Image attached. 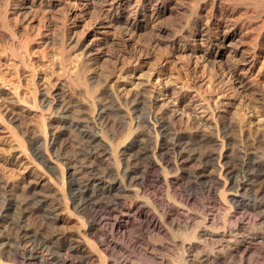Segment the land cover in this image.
I'll return each instance as SVG.
<instances>
[{
  "label": "bare ground",
  "instance_id": "obj_1",
  "mask_svg": "<svg viewBox=\"0 0 264 264\" xmlns=\"http://www.w3.org/2000/svg\"><path fill=\"white\" fill-rule=\"evenodd\" d=\"M166 14L167 16L171 15L173 16L172 18L176 19L175 28L173 29V32H171L170 34L166 33V30L164 29L165 27L163 28L160 26V23L167 17L165 16ZM166 21H169V20H165L163 24ZM87 24H90L91 26L95 28L104 30L102 32V35L100 34L101 37H96L97 44L95 43L91 45L87 43L88 38L90 37L89 32L85 29ZM170 24L171 23H169V25ZM169 28L172 29V26L171 27L169 26ZM145 29H150L151 34L149 33L150 35L146 34L148 36H143L145 34L141 32H143ZM142 38H145L146 41L150 42L151 44L153 43V45L155 44L154 42H156L155 45H157V42L160 40H163V41L169 40L172 42L171 48L169 49L170 50L169 54L173 55L176 52H183V53L189 52V54L193 56L195 60L200 61L201 63H204V64L211 65L210 67L211 69L208 68L210 69L209 72H211L212 66H213L216 71V75H218V77L220 78L221 77L225 78V81L221 79L219 80L218 83L216 79H214L215 82L217 83V86L220 84V88L217 93L219 96L223 97L222 98L223 100L225 99L226 101L225 103L227 104L228 107H231L234 115L238 116L240 114V113L238 114L240 106L244 108L255 109V112L258 113L260 116L264 115V89L262 85L263 80H261L262 79L261 77L259 80L258 79L256 80L250 77V71L257 61L256 56L260 53H264V0H0V78L4 80H6L7 78L15 79L14 80L15 87H21V86L25 87V89L28 92V96H27V101H24V103H22L24 104V106L21 107L22 111L26 114H29L30 111L37 112L39 121H40V126L38 128L39 132L38 131L34 132L30 130L24 131V129L21 127L22 121H20L19 117H17L14 113H6L0 110V132L5 133L7 137H11L14 140L15 144L17 143L16 149H18L19 153L22 152L23 158H25L30 163H32L31 165L34 167V170L36 169V170L47 172V173L45 172L42 173V174H45L44 176L46 178L45 179L46 181H44L40 177V178H37L36 181L33 180V182L35 181V183L33 184L26 185L24 184L23 181H21L20 178H18L19 180H16V181H13V180L12 181H7V180L1 181L0 180V264H88L89 260H95L97 264H107L106 259H105L106 256L102 253L101 248L105 249L110 254L111 257L112 256L114 257V259L112 257L113 264H131L132 262L135 263L134 261L129 262L128 258L126 259V258L121 257L122 249L118 246L117 241L119 239L125 238L127 234L126 230L127 228H129V226L132 223H136L139 229L140 228L152 229V230L157 229V228L161 229L162 221H165V220L167 221V219L170 218V214H173V215L175 214L180 217L183 216L181 215L183 212H184L183 214H186L185 212H187L186 209H188V207L186 209L184 208L185 209L184 211L182 210V206H184L185 204L183 205V190L180 189L184 185L183 176L188 178L189 183L201 185L202 188L204 189L203 191L206 192L205 194L209 196L212 195L213 196V197L211 196L212 198H214L215 195L221 198L227 197L228 200L231 201L232 203H235L236 204L235 206L238 208L240 207L241 209H245V211L247 209L256 211V213H258V215L260 216L259 219H261L264 222V199H263L264 189L260 188V186L257 189L255 188L256 190L253 189L255 184L258 183L257 181L260 180V182L262 183L264 181V161H263L264 159L263 160L258 159L256 155L252 157L245 155L246 157H242L240 158V160L237 159V161H235L229 158L230 154L228 155V152L231 150L228 151V148L226 147L227 145L226 144H225L226 146L224 145L225 143V141L223 140L224 137H221L219 139L218 136L210 137V138L207 137L206 139L207 140L206 143H208L207 146H209L210 144L211 146L214 147L213 149H210V151L208 150L210 146L208 148H205L204 150L207 149L208 153H205L204 155H200V153L203 151L201 149L202 150L201 152L200 150L198 151L200 153L195 154L194 149H192L191 146H193L194 141L196 142V140H198L197 138L198 134L193 133L192 135L190 134V136L183 137V134L182 135L178 134L176 130L172 128L173 124L172 125L170 124L171 121L165 120L166 116L164 118H161L160 115H158L160 118L158 119L154 118V120L152 118L151 120L148 115L150 114V112L147 113L148 110L143 112L140 117L142 123H144L145 126L149 128L148 131L150 133L145 137H143L142 135H133L132 133L133 131L131 130V127L135 126L137 123L136 124L132 123V121L130 122V120H129L130 123L126 122V120H121L120 122H118L117 125L119 127V131L117 133H115L114 131H111L110 129L108 130V128H106L110 124V122L108 121L106 117L107 115L106 109L104 105L98 100V98L97 99L94 98V93L97 92L98 85L89 84L88 80L85 78L83 74L85 71V67H87V64H88L87 62L90 60H92L91 65H94L97 63V61H100V58L102 57V53L101 51H98L99 50L98 48L94 49V47L95 46L97 47L99 43H103V42L110 43L111 41H121L124 43L128 41H134L135 43V40L136 42L139 43L140 39ZM190 42H191V46L189 47ZM55 44L58 45L57 49H59V52L62 54L63 57L66 55H70L71 53H76V55H78L79 59L76 64L78 66V69L76 70V74H74L75 77L73 76L74 77L73 81L76 83L75 86L76 85L80 86L82 88L81 90L83 91V93L86 95V97H88V100L86 99L87 101H85L84 105L82 104L83 103L82 100L80 101L81 102L80 107L82 109L87 108L88 111L91 113V116L88 117V119L92 117L96 120H99L100 122V127L97 128L96 130H92L90 126H89L90 129H89L87 127V124L82 123L84 122V120L86 121V119L80 121V119L77 120L72 117L69 118L68 115L70 114H67L68 112L67 110L69 106L73 105V101L70 98L71 96H68L67 95L68 92L66 93V90H65V88L69 89L70 87L68 85V82H69L68 76H67L68 78L66 76L61 77L60 79H58L57 84L56 83L50 84L48 88L44 90H39L38 86L36 85L37 73L34 70L32 63H30V56H31V53L33 52L32 50L34 48L45 49L49 45H54L53 47H55L56 46ZM136 44L137 43H135L134 45ZM139 45H144V43L143 44L139 43ZM136 46L138 47V45ZM166 46L163 49L166 50L167 52L168 46L167 48ZM133 47L135 48V46ZM242 48H244V50ZM92 51H95L93 52L94 55L92 56V58H89V53H91ZM117 51H118V48H117ZM248 51H251L249 53H252V56L250 54L251 56L250 59H248V57L245 56V54H247ZM227 54L229 55L228 58L226 57ZM134 55L135 54H133V56ZM166 55L168 54H165V56ZM186 58L188 59V56ZM184 63L185 65H188V63L186 64V61ZM111 66L113 68L112 69L110 68L111 70H108L110 74L114 75V73H117L120 75L125 72L124 68L120 69L117 65H113V64ZM259 67H260L259 68L260 71L264 69V62L262 66H259ZM184 68H187V67H184ZM201 68L203 69L205 68V66L203 65V67ZM98 69L96 70L100 72V69L99 70ZM202 69H200V72ZM195 70L196 69H194V71ZM194 71H192L191 74ZM185 72H186V69H185ZM203 72H204V69H203ZM212 73H209V74L212 75ZM199 75L198 76L196 75V76L199 77ZM109 77H112V76H109ZM191 79H192V76H191ZM196 79L197 78H195V81ZM69 80L71 79L69 78ZM100 80L101 78L99 79L98 82H100ZM106 80H107V76L105 78V81ZM208 81L211 82L209 78H208ZM69 84L71 83L69 82ZM186 84L188 85L187 82ZM191 84H194V83L192 82ZM215 85L213 86L215 87ZM73 86L74 84L72 83L71 87ZM75 86L73 89H75ZM111 87L108 89H113ZM186 87L188 88L189 86H186ZM224 88L231 91L230 96L227 95L228 91L226 92L227 94H225ZM82 91H79L78 94ZM110 91L111 92L108 91V93H113L112 90ZM143 91H140V94L138 93V95H141V92ZM180 91L181 90L177 92H180ZM73 92L74 94L76 93L74 90ZM165 92H168L167 88L165 89ZM199 92L196 94H199ZM98 93H100V91ZM145 93L146 92H144V94L142 93V95H145ZM213 94L215 93L213 92ZM208 95H210V93ZM79 96H81V94ZM151 96L153 97V95ZM133 97H135L136 99V95ZM16 98L18 101H20L18 97ZM145 98H147V96ZM199 98H200V95H199ZM241 98H244L247 103H244V101H242ZM107 100H108V97L106 98V101ZM144 100L145 99H143V101ZM189 101L187 103L190 104ZM110 103H113V102H110ZM219 103H222V101L218 100V104ZM186 104H184L185 107H186ZM222 104L218 106H221ZM131 106H133L132 103H131ZM212 106H213V110L216 109L217 103L214 102ZM141 107L140 109L144 108V107L143 108ZM161 107L162 106H159L160 109H158V112L161 110ZM193 108L194 107L192 106V109ZM205 108H207L206 110H209L208 107H205ZM125 109L127 110V108ZM133 109L136 110V108H133ZM211 111L212 110L210 107L209 112ZM228 111H231V110H228ZM154 112H157L156 110L155 111L153 110V114L158 113V112L157 113H154ZM172 113H175V112H172ZM75 114H76V111H75ZM171 115H168L167 117ZM214 115L211 114V116H214ZM70 116H72V114ZM158 116H156V118ZM237 116L236 117L234 116V117L235 118L242 117V116L241 117L240 116L237 117ZM244 117L245 116H243V118ZM195 118H192V119L194 120ZM223 119L221 120L222 121L221 124H223ZM150 120L154 122H151ZM237 121L241 122L242 120L237 119ZM194 122L196 121L194 120ZM211 123L214 124V121ZM233 123L234 122H232L230 125H233ZM203 124L201 126H203ZM90 125H93V124H90ZM186 126H185L186 129H188L189 125H186ZM132 128L134 129V127ZM28 129H31V128L29 127ZM70 129L71 131L72 129H76L80 132L79 136L82 138L85 144L86 153L89 155V158H92L93 160L99 162V160L101 159L104 160V157H108V158H112L113 163H116L117 165H119L120 163L119 162H118L119 164L117 163V160H118L117 157L123 156L124 158H127L126 162L124 161V163L122 165L120 164L118 167L116 164H114L116 168L114 169L110 168V169H106L103 171H99L101 167H97L99 168L97 169L93 167V165L92 166L90 165V167L88 166V169L85 172L86 174L84 173L86 176L84 175V177L76 179L75 177H70L71 173H68V176H66L68 181L65 182L64 172L60 168V165L58 163L59 161L58 149L63 148L61 147V143H63L62 139L66 135L67 131H69ZM141 130H142V127H141ZM78 131L76 132L77 134H78ZM185 132H188V131H185ZM241 132L242 131L240 129V133ZM234 133L236 134V132ZM224 134L226 135V133ZM67 136L65 137L67 138ZM210 136L212 135L210 134ZM237 138H238V135H237ZM245 139H243V141ZM80 142L78 141L77 143H80ZM82 143L81 145L83 146ZM245 144L243 145V148ZM229 145L230 144H228V146ZM237 145L236 146L232 145V146L237 148ZM240 145L242 146V143ZM75 146H77V144ZM70 147H73V146L71 145ZM194 147L197 148V146H194ZM198 147H200L199 144H198ZM259 148H257V150H262ZM246 150H248V148ZM204 152L205 151H203V153ZM256 152H262V151H256ZM70 157L71 156H69V160H70ZM72 157L71 159H73ZM90 162H92V160H90ZM79 164H77V166ZM191 164L195 166H192V168L190 169L189 167ZM103 165L105 166V164ZM79 170L81 171V169ZM239 173H242L240 180L237 179ZM35 175L37 176V173ZM0 179L2 178L0 177ZM28 182L29 181H27V183ZM164 189L166 191L167 190L173 191L174 193V194L172 193L173 196H175L179 200L178 201V203L180 204V205L178 204L179 207L178 206L177 207L168 206V204L166 205L165 201H164L165 204L163 203V198H161V195L164 197L163 195ZM215 191H216V194H215ZM13 194H16V195L14 196ZM248 194H251V198L247 196ZM170 196H167L168 199L170 198ZM190 196H193V195H190ZM187 197H189V195H187ZM219 197L218 199H221ZM168 199L166 201H172L173 198L172 199L170 198L171 200H168ZM215 200H217V197ZM221 200L224 202L223 199ZM172 202H176V201L173 200ZM218 202H220V200ZM224 203L222 205H224ZM231 204H230V207H231ZM152 207L154 208L157 207L155 208L156 211H154ZM202 207H204V205ZM157 209H158L159 214L157 212ZM180 209L183 211V212L180 211L182 213L179 212ZM217 209L218 208H216L215 210L216 212H217ZM223 209L225 210L226 208L223 207ZM59 211H64L68 216L73 217L76 220L77 228L75 232L72 231L74 232V234H71L69 232L70 234H64L62 236L61 235L58 236L57 232L55 233L56 230L54 231L51 230L50 228L51 223L49 222V220L51 219L55 221L58 216L57 212ZM212 213L210 212L209 214H212ZM200 214H204V212ZM206 215H208V213ZM240 215L241 214H238V217ZM37 217H38L37 220H40V223L36 222L38 224H36L35 226L31 224L30 221H32L33 218H37ZM203 217L204 215L202 216V218ZM241 218H244V216ZM177 219H180V218H177ZM181 220L183 221V218ZM248 220L250 219H247V221ZM188 221H189V218H188ZM230 221L232 222L233 220H230ZM205 222H206V219H205ZM231 222H230V225H231ZM215 223H214V226H215ZM223 223H224V220H223ZM225 223L226 225L229 224L227 222ZM134 226L135 225L133 224V227ZM233 226L235 225L232 224V227ZM250 226L253 227L254 225L253 226L250 225ZM197 227H198V222H197ZM130 230H135V229L132 228ZM261 230H262V227H261ZM139 231L140 230H138L137 232ZM246 232H249V230L248 231L246 230ZM61 233H64V232H61ZM131 233L134 234V231H132ZM148 233L155 235V233H150V232ZM242 234L243 236H245L244 233ZM60 236L61 238H64L63 241L59 239ZM141 236L140 238H142L143 240V237ZM251 236L252 237L248 236L249 238L247 240H244V238L238 239L239 241L237 243H233V246L234 244L235 246L234 247L230 246L232 248L229 247V249L227 248L221 249V250L218 249V251L210 250L204 253L200 252L201 254H198L197 252L193 253L191 251H187L188 253L187 252L185 253L187 255H184L183 253L185 250L182 252H178L177 254H175L177 259H175L174 262H176L175 264H228L229 263L227 260L228 258L229 259L231 258V260L233 258L234 259L237 258L238 262L237 261L236 262L238 264H248V262H251V260L249 261L248 259L247 260L248 262H245L246 254L248 252H252L255 250L252 247L254 246L256 241L258 242V240H260L259 243H261V241L263 242L264 240V236L263 237L258 236L257 233L255 236L254 235H251ZM203 237H205L203 238V240L207 239L206 236L203 235ZM231 237L233 238L231 239L234 240V237L233 236ZM147 239L150 240L151 238L149 237ZM133 240H136V239H133ZM224 240L222 239V242ZM228 240H230V238H228ZM145 241L143 242V244L145 243ZM121 242H124V241H121ZM125 242H127V240ZM229 242L227 241V243ZM127 243L129 244V242ZM127 243L126 244L124 243V244L127 246ZM259 243H258V246H259ZM120 244L121 243H119V245ZM143 244H140V245H143ZM222 244L220 245L222 246ZM132 246L134 247V245ZM139 250H137V252H139ZM128 251H130V249H128ZM259 251L260 249L257 252ZM117 253H119L121 256H119ZM262 253H264V251H262ZM138 254H141V253H138ZM257 254L259 256V253ZM141 255H144V254H141ZM147 256H146V259H147ZM126 257H127V254H126ZM130 257H129V260H130ZM252 257L253 256H250L251 259ZM254 258H255V255H254ZM255 259H252L253 260L252 264L256 262L257 259L256 260ZM261 260H260L261 262L260 261L259 262L261 264H264V258H261ZM146 261H149V260L147 259ZM233 261H231V263ZM156 264H158V262H156Z\"/></svg>",
  "mask_w": 264,
  "mask_h": 264
},
{
  "label": "rangeland",
  "instance_id": "obj_2",
  "mask_svg": "<svg viewBox=\"0 0 264 264\" xmlns=\"http://www.w3.org/2000/svg\"><path fill=\"white\" fill-rule=\"evenodd\" d=\"M167 16V14L165 15ZM171 17V18H170ZM173 16H167L161 23H160V26L161 27H165L164 29L166 30V33L167 34H170L171 32H173V29L175 28V23H176V19L175 18H172ZM171 20H170V19ZM165 20H169V21H166V25L165 23L163 24V22ZM175 20V21H174ZM171 21V22H170ZM171 23L169 25V23ZM168 23V24H167ZM174 23V24H172ZM169 26L171 27L172 26V29L169 28ZM168 27V29H167ZM85 29L89 32V35L90 37L88 38V41L87 43L89 44H97V40H96V37H101L102 35V32L104 31L103 29H98V28H95L93 26H91L90 24H87ZM170 29V30H169ZM168 31V32H167ZM151 31L150 29H145L143 32V36H148L146 34H149ZM101 34V35H100ZM151 34V33H150ZM149 34V35H150ZM94 39V40H93ZM143 42H142V41ZM145 38H142L140 39V44H143L144 45H139L138 42H136L135 40V43H137L136 45H138V47L136 45H134V41H128V42H121V41H111L110 43L109 42H106V43H99L97 45V47L95 46L94 49L98 48L99 50L98 51H101L102 53V57L100 58V61H97L96 64L94 65H91L92 63V60L88 61L87 63V67H85V71H84V76L85 78L88 80L89 84H92V85H98L97 88V92L94 93V98L97 99L104 105L105 109H106V117L108 119V121L110 122L109 126L106 127L108 128V130L110 129L111 131H114L115 133H117L119 131V127H118V122H120L121 120H126V122H130L132 121V123H137L135 126H132L134 127V129L131 127V130L133 131V135H142L143 137L147 136L150 132L148 131L149 128H147V126H145L144 123H142L141 121V114L145 111H147V113L150 112L149 117L150 119L154 120L155 119H158V118H165V120H169L171 121L170 124L172 126L173 129L176 130V132L178 134H183V137L184 136H190V134L192 135L193 133L194 134H198L197 135V138L199 140H196V142L194 141L193 142V146H191L192 149H194V152L195 154L197 153H200L202 150L205 151L203 153V151L200 153V155H204L205 153H208V150L210 151V149H213L214 147L211 146L207 142V137L210 138V137H215V136H218V138L220 139L221 137H224L223 140L225 141L224 145L228 148V155H229V158L237 161L240 160V158L242 157H246V156H255L258 158V159H264V115L260 116L258 113L255 112V109H251V108H244L242 106L239 107V112H238V116H242L241 118H239L237 115H234L233 114V110L231 109V107H228L227 104L225 103V99L223 100L221 96L218 95V91H219V88H220V84L217 86V83L219 82V80H224L225 81V78L223 77H218V75H216V71L214 69V67L212 66V70L211 72H209V70L211 69V65H208V64H204V63H201L200 61H197L193 58V56H191L189 54V52H176L174 53L173 55L169 54L170 52V48H171V45H172V42L169 41V40H160L157 42V45L156 42H154L155 44L153 45V43L151 44L150 42L146 41ZM168 41V42H167ZM117 45H116V43ZM124 43V44H122ZM133 43V44H132ZM169 43V44H168ZM107 46H106V45ZM132 44V45H131ZM148 44V45H147ZM183 44V43H181ZM56 46L53 47L54 45H49L47 48L45 49H41V48H34L31 53V56H30V63H32L33 67H34V70L36 71L37 73V77H36V85L38 86L39 90H44L46 88H48V86L50 84H57L58 82V79H60L61 77L63 76H68L71 80H69L68 78V81L71 83L69 84L68 82V86L69 89L65 88L66 90V93L68 92V96H71L70 98L72 99L73 101V105L69 106L68 107V112L67 114H72V116L68 115L69 118L72 117V118H75L77 120L80 119L81 120H84L86 119V121L84 120V124H87V127L92 129V130H96L97 128L100 127V122L99 120H96L94 118H89L91 116V113L88 111V109L86 108H81L80 105H81V100H82V104L84 105L85 104V101L88 100V97H86V95L83 93V91L81 90L82 88L78 85L75 86V82L73 81L74 80V77L76 74V70L78 69V66L76 65L77 64V61H78V55H76V53H71L70 55H66V56H62V54L59 52V49H57V44H55ZM112 45V46H111ZM128 45V46H127ZM148 50H147V48ZM168 48H167V46ZM174 45V44H173ZM131 46V47H130ZM135 46V48L133 47ZM142 48H140V47ZM152 46V47H150ZM167 48V52L166 50H164L163 48ZM191 46V42L189 44V47ZM100 47V48H99ZM111 47V48H110ZM114 48V49H113ZM116 48V49H115ZM117 48H118V51H117ZM140 48V49H139ZM144 48V49H143ZM101 49V50H100ZM124 49V51H123ZM133 49V50H132ZM136 49V50H135ZM146 49V50H145ZM152 49V50H150ZM244 50V48H242ZM131 50V51H130ZM96 51V50H95ZM95 51H92L91 53H89V58H92V56L94 55L93 52ZM116 51V52H115ZM120 51V52H119ZM126 51V52H125ZM152 51V52H151ZM161 51V52H160ZM165 51V52H164ZM251 51H248L247 54H245L246 57H248V59L251 58L252 56V53H249ZM115 53V54H114ZM127 53V55H126ZM178 53V54H177ZM133 54H135L133 56ZM139 54V55H138ZM142 54V55H141ZM165 54H168L165 56ZM251 54V56H250ZM145 55V56H143ZM147 55V56H146ZM164 55V57H163ZM179 55V56H178ZM182 55V56H181ZM188 56V59L185 57ZM128 56V57H127ZM174 56V57H173ZM176 56V57H175ZM184 56V57H183ZM228 54L226 55V57L228 58ZM250 56V57H249ZM259 56V57H258ZM124 57V58H122ZM135 57V59H134ZM138 57V58H137ZM182 60H181V58ZM192 57V58H191ZM64 58V59H63ZM121 58V59H120ZM127 58V59H126ZM186 61V64L188 63V65H185V61ZM257 58V61L256 63L254 64V66L252 67L251 71H250V77L251 78H254V79H260V77L262 78L261 80H263V89H264V69H262L260 71V67L259 66H262L263 62H264V53H260L256 56ZM129 59V60H128ZM194 59V60H193ZM114 60V61H113ZM126 60V62H125ZM259 60V61H258ZM261 61V62H260ZM119 62V63H118ZM201 64H200V63ZM113 65H117L120 69L124 68L125 69V72L122 73V74H117V73H114L113 74H110V72L108 70H111L113 67L111 66L112 64ZM118 63V64H117ZM195 63V64H194ZM260 63V65H259ZM136 64V65H135ZM172 64V65H171ZM205 66L204 69V72H203V69L201 67H203V65ZM90 65V66H89ZM195 67H194V66ZM198 65V66H197ZM89 66V67H88ZM128 66V67H127ZM193 66V67H192ZM96 67V68H94ZM137 67V68H136ZM165 67V69H164ZM184 67H187V68H184ZM191 69H190V68ZM207 67V68H206ZM258 67V68H257ZM100 69V72H98L96 69ZM108 68V69H107ZM111 68V69H110ZM135 68V69H134ZM196 69L194 71V69ZM210 68V69H208ZM98 69V70H99ZM185 69H186V72H185ZM200 69L201 72H200ZM208 69V70H207ZM165 70V71H164ZM188 71V72H187ZM194 71L192 74L191 72ZM214 75H213V73ZM259 71V72H258ZM98 72V73H97ZM200 72V73H199ZM204 74H203V73ZM212 73L209 74V73ZM257 72V73H256ZM261 72V74H260ZM105 73V74H104ZM197 73V74H195ZM202 73V74H201ZM209 75H208V74ZM255 73V74H254ZM259 73V74H258ZM103 74V75H102ZM107 74V75H106ZM109 74V75H108ZM190 74V75H189ZM200 74V75H199ZM99 75V76H98ZM195 75V77H194ZM199 75V77L197 76ZM255 75V76H254ZM257 75V76H256ZM74 76V77H73ZM98 76V77H97ZM107 76V80L105 81V78ZM109 76H112V77H109ZM190 76V77H189ZM191 76H192V79H191ZM202 76V77H201ZM211 76V77H210ZM216 76V77H215ZM72 77V78H71ZM110 79H109V78ZM118 77V78H116ZM189 77V79H188ZM218 77V78H217ZM101 78L100 82L99 79ZM195 78L196 81H195ZM208 78L211 80L208 81ZM212 78V79H211ZM189 81H188V80ZM199 79V80H198ZM217 81V83L215 82V80ZM218 79V80H217ZM15 79H11V78H7L6 80L4 79H1L0 78V110L2 112H6V113H14L17 117H19L20 121H22L21 123V127L24 129V131L26 130H30V131H38L39 132V126H40V121H39V117H38V113L37 112H34V111H30L29 114H26L22 111V108L24 106V101H27V96H28V92L27 90L25 89V87H15L14 86V81ZM110 80V81H109ZM198 80V81H197ZM214 80V82H213ZM191 81V82H190ZM186 82L188 83V85L186 84ZM196 83L195 85L194 84H191V83ZM203 82V83H202ZM210 82V83H209ZM72 83L74 84L75 86V89L74 86H72ZM184 83V84H183ZM104 84V85H103ZM198 84V86H197ZM202 86H201V85ZM216 84V85H215ZM103 85V86H102ZM182 85V86H181ZM185 85V86H184ZM200 85V86H199ZM215 85V87L213 86ZM100 86V87H99ZM107 88H106V87ZM112 86V87H111ZM186 86H189L188 88ZM192 86V87H191ZM194 86V87H193ZM217 86V87H216ZM113 88V89H108V88ZM200 87V88H198ZM210 87V88H209ZM214 87V88H213ZM77 88V89H76ZM79 88V89H78ZM101 88V89H100ZM107 90H106V89ZM167 88L168 92H165V89ZM172 88V89H171ZM71 89V90H70ZM105 89V90H104ZM184 89V90H182ZM198 89V90H197ZM211 89V91H210ZM225 89V94H227L226 92L228 91V96L231 95V91H229L228 89L224 88ZM70 90V91H68ZM73 90L76 92L74 94ZM103 90V91H101ZM110 90H112L113 93H108L111 92ZM145 90V91H143ZM172 90V91H171ZM181 90L180 92H177ZM186 90V91H185ZM210 92H208V91ZM79 91H82L78 94ZM100 91V93H98ZM138 91V92H137ZM140 91H143L141 92V95H138V93L140 94ZM185 91V92H184ZM200 91V92H199ZM215 94H213V92ZM104 92V93H102ZM107 92V93H105ZM147 96V98H145L146 96L145 95H142V93ZM150 92V93H149ZM199 94H196L198 93ZM212 92V93H211ZM83 93V94H82ZM149 93V94H148ZM152 93V94H151ZM181 93V94H180ZM184 95H183V94ZM210 93V95H208ZM70 94V95H69ZM74 94V96H73ZM81 94V96H79ZM113 94V95H112ZM116 94V95H115ZM134 94V95H133ZM153 95V97L151 95ZM179 96H178V95ZM205 94V95H204ZM207 94V95H206ZM84 95V96H83ZM107 95V96H106ZM109 95V96H108ZM112 95V96H111ZM136 95V99L135 96ZM199 95H200V98H199ZM204 95V96H203ZM79 96V97H77ZM103 96V97H102ZM141 96V97H139ZM144 98H143V97ZM150 96V97H148ZM177 96V98H176ZM203 96V97H201ZM206 96V97H205ZM18 97L20 99V101L17 100ZM74 97V98H72ZM83 97V99H82ZM85 97V98H84ZM101 97V98H100ZM108 97V102L106 101V98ZM131 97V98H130ZM133 97V98H132ZM211 97V99H210ZM217 97V98H215ZM81 98V99H80ZM116 98V99H115ZM138 98V100H137ZM156 100H154V99ZM206 98V99H205ZM80 99V100H79ZM87 99V100H86ZM94 99V100H95ZM101 99V100H100ZM104 99V100H103ZM112 99V100H111ZM130 99V100H129ZM134 99V100H133ZM143 99H145L143 101ZM147 99V100H146ZM171 99V100H170ZM202 99V100H201ZM209 99V100H207ZM242 101H244V103H247L245 101L244 98H241ZM79 100V101H77ZM111 100V101H110ZM129 100V101H128ZM154 100V101H153ZM190 100V101H189ZM207 100V101H206ZM212 100V101H211ZM215 100V101H214ZM218 100L222 101V103H219L218 104ZM77 101V102H76ZM103 101V102H102ZM113 102V103H110V102ZM133 106H131V103ZM133 101V102H132ZM137 101V102H135ZM142 101V102H141ZM166 101V102H165ZM186 101V102H184ZM190 102L187 103V102ZM206 101V102H204ZM127 102V103H126ZM152 102V103H151ZM216 102L217 103V108L213 110V103ZM107 103V104H105ZM142 105H141V104ZM146 103H150L149 105L146 104ZM156 103V104H155ZM187 103V104H186ZM208 103V104H206ZM211 103V104H210ZM225 103V104H224ZM140 104V105H138ZM146 104V105H145ZM154 104V105H152ZM186 104V107L185 105ZM200 106H199V105ZM206 104V105H205ZM222 104L221 106H218ZM107 105V106H106ZM136 107H135V106ZM158 105V106H157ZM168 105V106H167ZM226 105V106H225ZM109 106V107H108ZM113 106V107H112ZM143 106L145 108L144 109ZM148 106V107H147ZM157 106L156 108L153 107ZM159 106H162L161 107V110L158 112V109ZM184 106V107H183ZM192 106L195 108L192 109ZM199 106V107H198ZM211 107V112L210 111V107ZM143 108V109H140ZM151 107V108H149ZM205 107H208L209 110H206L207 108ZM220 107V108H219ZM226 107V108H225ZM115 108V109H114ZM127 108V110L125 109ZM133 108H136L137 112L135 109ZM153 108V109H152ZM165 108V109H163ZM191 108V110H190ZM70 109V110H69ZM72 109V111H71ZM76 111V114H75V111ZM81 109V110H80ZM109 109V110H108ZM150 109V110H149ZM199 109V110H198ZM219 109V110H218ZM244 109V110H243ZM130 110V111H129ZM135 110V111H134ZM153 110L157 111V112H154V113H157V114H153ZM183 110V111H182ZM228 110H231V111H228ZM241 110V111H240ZM74 111V112H73ZM115 111V112H114ZM125 111V112H124ZM129 111V112H127ZM163 111V112H162ZM169 111V112H167ZM214 111V112H213ZM219 111V112H218ZM247 111V112H246ZM73 112V113H71ZM132 112V113H131ZM140 112V113H139ZM162 112V113H161ZM172 112H175V113H172ZM182 112V113H181ZM185 112V113H183ZM194 114H193V113ZM79 113V114H78ZM113 113V114H111ZM137 113V114H136ZM160 113V114H159ZM170 113V114H169ZM172 113V115H171ZM208 113V115H207ZM218 113V114H217ZM220 113V114H219ZM243 113V114H241ZM254 113V114H253ZM130 114V115H129ZM165 114V115H164ZM171 115L169 117H167L168 115ZM177 116H176V115ZM180 114V115H179ZM214 115V116H211ZM237 116L238 118H235ZM89 115V116H87ZM114 115V116H113ZM128 115V116H127ZM160 115V117L158 116ZM179 115V116H178ZM189 115V116H188ZM194 115V116H193ZM218 115V117H217ZM75 116V117H74ZM80 116V117H79ZM110 116V117H109ZM122 116V117H121ZM130 116V117H129ZM152 116V117H151ZM156 116H158L156 118ZM243 116H245L243 118ZM114 117V118H113ZM182 117V118H181ZM189 117V118H188ZM196 117V118H195ZM211 117V118H210ZM213 117V118H212ZM216 120H215V118ZM220 117V118H219ZM224 117V119H223ZM231 117V118H230ZM83 118V119H82ZM132 118V119H131ZM171 118V119H170ZM192 118H195L194 120L196 122H194V120ZM91 119V120H90ZM117 119V120H116ZM139 119V120H138ZM210 119V120H209ZM223 119V124L222 123V120ZM227 119V120H226ZM229 119V120H228ZM237 119L239 120H242L241 122L240 121H237ZM256 119V121H255ZM88 120V121H87ZM128 120V121H127ZM150 120V121H151ZM198 120V122H197ZM218 120V122H217ZM39 121V122H38ZM135 121V122H133ZM173 121V123H172ZM176 121V122H175ZM206 121V122H205ZM214 121V124L211 123V122ZM216 121V123H215ZM237 122V123H233V125H230L232 122ZM258 121V122H257ZM88 122V123H87ZM91 122V123H90ZM129 122V123H130ZM151 122H154V121H151ZM230 122V123H229ZM260 122V123H259ZM141 125H140V124ZM195 123V124H194ZM199 123V124H198ZM203 123V126H201ZM239 123V125H238ZM260 125H259V124ZM17 124V123H16ZM90 124H93V125H90ZM192 124V125H191ZM197 124V126H196ZM229 124V126H228ZM263 124V125H262ZM14 125V124H13ZM116 125V126H115ZM144 125V126H143ZM186 125H189L188 129H186L185 126ZM210 125V126H209ZM217 125V126H216ZM223 125V126H222ZM243 127H241V126ZM38 126V127H36ZM93 126V127H92ZM192 130H191V128ZM201 126V127H199ZM206 126V127H205ZM212 126V127H211ZM227 129H226V127ZM233 126V127H232ZM238 126V127H236ZM31 128V129H28V128ZM141 127H142V130H141ZM176 127V128H175ZM220 127V128H219ZM241 129V133H240V129ZM35 128V129H34ZM89 128V129H90ZM139 128V129H137ZM145 128V130H144ZM178 128V130H177ZM180 128V129H179ZM197 128V129H196ZM215 128V129H214ZM231 128V129H229ZM234 128V129H233ZM38 129V130H37ZM186 129V130H185ZM200 131H199V130ZM208 129V130H207ZM212 129V130H211ZM220 131L218 132L217 130ZM233 129V131H232ZM239 129V130H238ZM257 129V130H256ZM76 129H71L69 131H67L66 135H69L67 136V138L64 136L63 139H62V142L61 143V147L63 148H59L58 149V158H59V165H60V168L63 170L64 172V181H68L67 177L68 176V173H71V176L70 177H75L76 179H79V178H82L84 177V175L86 174L85 172L87 171L88 169V166L90 167V165L95 168L97 167H101L99 169V171H103V170H106V169H114L116 168V166L114 164L116 163H113L112 161V158H108V157H104V160L101 159L98 161H95L93 160L92 158H89V155L86 153V147H85V144L82 140V138L79 136L80 135V132ZM182 130V131H181ZM190 130V131H189ZM211 130V131H210ZM225 132H224V131ZM231 130V131H230ZM238 132H237V131ZM263 130V131H262ZM78 131V134L76 133ZM139 131V132H137ZM185 131H188V132H185ZM197 131V132H196ZM202 131V132H201ZM208 133H207V132ZM244 131V132H243ZM201 132V133H199ZM211 132V133H210ZM230 132V133H229ZM236 132V134L238 135V138H237V135L234 133ZM71 133V134H70ZM136 133V134H135ZM205 135H204V134ZM212 136H210V134ZM226 133V135L224 134ZM233 133V134H232ZM188 134V135H187ZM209 134V135H208ZM216 134V135H215ZM243 134V135H242ZM262 134V135H261ZM77 135V136H76ZM200 135V136H199ZM202 135V137H201ZM208 135V136H207ZM220 135V136H219ZM231 135V136H230ZM233 135V136H232ZM236 135V136H235ZM240 135V136H239ZM74 136V137H73ZM204 136V137H203ZM245 136V137H244ZM235 137V138H234ZM242 137V138H240ZM244 137V138H243ZM70 138V139H69ZM201 138V139H199ZM205 138V139H203ZM246 138V139H245ZM75 139V140H73ZM78 139V140H77ZM203 139V140H202ZM228 139V140H227ZM242 139V140H241ZM243 139H245L244 142ZM81 140V142H80ZM66 141V142H65ZM68 141V142H67ZM70 141V143H69ZM80 142V143H77V142ZM239 141V142H238ZM76 142V143H75ZM83 142V143H82ZM202 142V143H200ZM205 142V143H204ZM81 143L83 144V146L81 145ZM234 143V144H233ZM236 143V144H235ZM242 143V146L240 145ZM246 143V144H245ZM249 143V145H248ZM68 144V145H67ZM70 144V145H69ZM77 144V146L75 145ZM81 146H79V145ZM198 144L200 147H198ZM206 144V145H204ZM228 144H230L228 146ZM238 144V145H237ZM245 144L244 148H243V145ZM251 144V145H250ZM73 146V147H70V146ZM237 145V148H235L234 146ZM16 146V147H15ZM194 146H197L194 147ZM205 146V147H204ZM240 146V147H239ZM252 146V147H251ZM254 146V147H253ZM256 146V148H255ZM258 146V147H257ZM80 147V148H79ZM83 147V148H82ZM209 149L207 150H204L205 148H208ZM260 147V148H259ZM262 147V148H261ZM17 148V143L15 144L14 140L11 138V137H7L5 133H2L0 132V177L2 179H0L1 181H16V180H19L18 178L21 179V181L24 182V184H33L35 183L36 179L37 178H42L44 181H46L45 179V174H42L43 172L47 173L46 171H41V170H34V167L31 165L32 163H30L28 160H26L25 158H23V154L22 152L19 153L18 149ZM233 148V150H232ZM248 148V150H246ZM252 148V149H251ZM255 148V149H254ZM257 148L259 149H262V150H257ZM84 149V150H83ZM196 149V150H195ZM202 149V150H201ZM60 150V151H59ZM69 150V151H68ZM81 150V151H80ZM200 150V152H198ZM242 150V151H241ZM67 153H66V152ZM78 153L76 154L75 153ZM79 151V152H78ZM234 151V152H233ZM254 154H253V152ZM256 151H262V152H256ZM81 152V153H80ZM86 155H84V153ZM232 152V153H230ZM245 152V153H243ZM248 152V154H247ZM234 153V154H233ZM237 153V155H236ZM260 153V154H258ZM63 154V155H62ZM241 154V156H240ZM251 154V155H250ZM22 155V156H21ZM88 155V156H87ZM199 155V154H198ZM246 155V156H245ZM259 155V157H258ZM263 155V157H262ZM61 156V157H60ZM64 156V157H63ZM68 156V158H67ZM69 156H73L71 159L70 157V160H69ZM78 158H77V157ZM232 156V157H231ZM237 156V157H236ZM240 156V157H238ZM261 156V157H260ZM81 157V158H80ZM85 157V158H84ZM64 160H63V159ZM83 158V159H82ZM118 160H117V163L119 162L121 165L124 163V161L126 162L127 158H124L123 156H118L117 157ZM236 158V159H235ZM81 159V160H80ZM92 160V162H90V160ZM109 159V160H108ZM111 159V160H110ZM125 159V160H124ZM80 160V161H79ZM87 165L86 164V162ZM90 162H88V161ZM120 160V161H119ZM64 161V162H63ZM83 161V162H81ZM106 161V162H105ZM122 161V162H121ZM264 161V160H263ZM78 162V163H77ZM81 162V163H80ZM95 162V163H94ZM104 162V163H103ZM63 163V164H62ZM71 163V164H70ZM80 163V164H79ZM98 165H97V164ZM101 163V164H100ZM105 164V166L103 164ZM109 163V164H108ZM118 163V164H119ZM66 164V165H65ZM69 166H68V165ZM73 164V166H72ZM77 164H79L77 166ZM84 164V165H83ZM86 164V165H85ZM119 164V165H120ZM64 165V167H63ZM117 165V164H116ZM117 165V167L119 166ZM87 166V167H86ZM105 169H104V167ZM109 166V167H108ZM192 166H195V165H190L187 166L189 167L190 169L192 168ZM25 167V168H24ZM103 167V169H102ZM33 168V169H32ZM64 168V169H63ZM81 169V171L79 169ZM83 168V169H82ZM86 168V170H85ZM73 169V170H72ZM78 171H77V170ZM32 170V171H31ZM66 170V171H65ZM84 170V171H83ZM37 171V172H36ZM30 172V173H29ZM32 172V173H31ZM37 173V176L35 175ZM35 173V174H34ZM82 173V174H81ZM85 173V174H84ZM40 174V175H39ZM73 174V175H72ZM241 174V175H240ZM43 175V176H42ZM36 176V177H35ZM79 176V177H78ZM86 176V175H85ZM241 176H242V173H239L238 175V180L241 179ZM52 177V176H51ZM240 177V178H239ZM53 178V177H52ZM11 179V180H10ZM15 179V180H14ZM187 179V180H186ZM33 180H35L33 182ZM27 181H29L27 183ZM26 182V183H25ZM258 183L255 184L254 186V190H256L257 188H262L264 189V181L263 183L259 181H257ZM260 182V184H259ZM46 183V182H45ZM44 183V184H45ZM184 184V185H183ZM183 188L181 187L180 189L183 190V205L185 206H182V210L184 211L187 207L188 209H186L187 212H185L186 214H183L184 212L180 209V213H182L181 215L183 216H178V215H173V214H170V218L167 219V221H162V226H161V229L160 228H157V229H145V228H138L137 224L136 223H132L129 228L130 229H135V230H130L129 228H127V234L125 236V238L123 239H119L118 242V246L122 249L121 250V253H122V256L117 253L119 256H121L122 258H128V261L132 262L134 261L135 263H131V264H156V262H158V264H175L176 262L175 259H177L176 255L178 252H182L184 251V255H187L185 254L187 251H191L193 253L197 252L198 254H201V253H204V252H207V251H218V249H229L230 246L234 247L233 246V243H237L240 239V238H244V240H247L249 237H252L251 235H257L258 236H264V222L259 219L260 216L258 215V213H256V211H252V210H246L245 209H241L240 207H236L235 203H232L231 201L228 200L227 197L225 198H221L216 194V191H215V196L214 198L216 199L217 197V200L220 202H218L217 200H215L214 198H212L213 196L212 195H207L205 194L206 192L203 191L204 189L202 188L201 185H197V184H192V183H189V180L187 177L183 176ZM189 187H187V186ZM197 185V186H196ZM194 186V187H193ZM196 186V187H195ZM201 188H200V187ZM188 188V189H187ZM199 188V189H197ZM256 188V189H255ZM179 189V190H180ZM165 190V189H164ZM163 190V195L164 197L161 195V198H163V203L165 201L166 205L168 204V206H174V207H177L178 206V199L173 196V191H166L164 192ZM168 192V193H167ZM171 192V193H170ZM202 192V193H201ZM204 192V193H203ZM168 195H167V194ZM171 196H170V194ZM173 193V194H172ZM14 196L16 194H13ZM166 195V196H165ZM187 195H189V197H187ZM190 195H193V196H190ZM206 195V196H205ZM167 196H170V198L172 199V201H176V202H172V201H166L168 199ZM173 196V197H172ZM212 196V197H211ZM247 196H249V198H251V194H248ZM211 197V198H208ZM221 198L224 200V202L221 200V199H218ZM23 198V197H21ZM166 198V199H165ZM168 199V200H171V199ZM192 198V199H191ZM212 199V200H211ZM214 199V200H213ZM226 199V200H225ZM263 199H264V194H263ZM194 200V202H193ZM191 201V202H190ZM196 201V202H195ZM214 201V202H213ZM217 201V202H216ZM222 201V202H221ZM248 201V200H246ZM209 202V203H208ZM212 202V203H211ZM227 202V203H226ZM230 202V203H229ZM164 203V204H165ZM196 203V204H195ZM208 203V204H207ZM219 203V204H218ZM221 203V204H220ZM224 203V205H222ZM232 203V204H231ZM252 203V202H251ZM173 204V205H171ZM177 204V205H176ZM208 206H207V205ZM229 204V206H228ZM230 204H231V207H230ZM180 205V204H179ZM204 205V207L207 209H205L204 207H202ZM213 208H211L210 207ZM229 208H227V207ZM179 207V206H178ZM181 207V206H180ZM220 207V208H219ZM226 208L224 210L223 209ZM155 210V208L157 207H152ZM159 208V207H158ZM185 208V209H184ZM202 208V210H201ZM215 208V209H214ZM217 209V212L215 211ZM212 211H211V210ZM220 209V210H219ZM230 209V210H229ZM233 209V210H231ZM210 210V211H208ZM224 210V211H223ZM229 210V211H228ZM237 210V211H235ZM202 211V212H200ZM215 211V213H214ZM233 211V212H232ZM157 212H158V209H157ZM204 214H200V213H203ZM212 213V214H209V213ZM228 212V213H227ZM238 212V213H237ZM246 212V213H245ZM248 212V213H247ZM208 213V215L206 214ZM243 213V214H242ZM66 213L64 211H59L57 212V221L55 220H49V222L51 223V230H56L55 233L57 232L58 236L59 235H64V234H74L76 228H77V222L76 220L73 218V217H70L68 216L67 214L65 215ZM159 214V212H158ZM216 214V215H215ZM230 214V215H228ZM237 214V215H236ZM238 214H241L239 217H238ZM245 214V215H244ZM186 215V216H185ZM204 215V217L202 218V216ZM206 215V216H205ZM215 215V216H214ZM160 216V215H159ZM173 216V217H172ZM188 216V217H187ZM214 216V217H213ZM217 216V217H216ZM229 216V218H228ZM235 216V218H234ZM244 218H241L243 217ZM186 217V218H184ZM194 217V218H193ZM200 217V218H198ZM207 217V218H206ZM211 217V218H210ZM238 217V218H237ZM176 218V219H175ZM177 218H180V219H177ZM183 218V221L181 220ZM188 218H189V221H188ZM191 218V220H190ZM196 218V219H195ZM198 218V219H197ZM202 218V219H201ZM206 219V222H205V219ZM209 218V219H208ZM216 218V219H215ZM223 218V219H222ZM226 218V219H225ZM233 218V219H231ZM237 218V220H236ZM241 218V219H240ZM35 219V220H34ZM37 218H33L32 221H30L31 224L35 225L40 223V220H37ZM74 219V220H73ZM186 219V221H185ZM201 219V220H200ZM212 219V220H211ZM247 219H250L247 221ZM34 220V222H33ZM176 220V221H174ZM179 220V221H177ZM198 220V221H197ZM204 222H203V221ZM210 220V221H209ZM216 220V221H215ZM222 220V222H221ZM223 220H224V223H223ZM229 220V221H227ZM230 220H233L232 222ZM240 220V222H239ZM244 220V222H243ZM75 221V222H74ZM192 221V222H191ZM194 221V222H193ZM209 221V222H208ZM235 221V222H234ZM247 221V222H246ZM255 221V222H254ZM38 222V223H36ZM165 222V223H164ZM184 222V223H183ZM187 222V223H186ZM197 222H198V227H197ZM202 222V223H201ZM211 222V223H210ZM215 223V226H214V223ZM229 223L228 225H226V223ZM230 222H231V225H230ZM234 222V223H233ZM251 222V224H250ZM181 223V224H180ZM212 225V226H210ZM236 223V224H235ZM246 223V224H245ZM249 223V224H248ZM133 224L135 225L133 227ZM164 224V225H163ZM166 224V225H165ZM208 224V225H207ZM232 224H234L235 226L232 227ZM261 224V225H259ZM242 225V226H241ZM245 225V226H244ZM250 225H254L253 227H251ZM207 228H206V227ZM241 226V227H240ZM164 227V228H163ZM190 227V228H189ZM261 227H262V230H261ZM193 228V230H192ZM196 228V229H194ZM209 228V229H208ZM214 228V229H213ZM232 228V229H231ZM260 228V229H259ZM198 229V230H197ZM214 231H213V230ZM223 229V230H222ZM229 229V230H227ZM237 229V230H236ZM242 229V231H241ZM251 229V231H250ZM138 230H140L139 232H137ZM172 230V231H171ZM218 230V231H217ZM225 230V231H224ZM235 230V231H234ZM246 230L249 232H246ZM253 230V231H252ZM60 231V232H58ZM74 231V232H72ZM130 233H129V232ZM132 231H134V234L131 233ZM192 231V232H191ZM195 231V232H194ZM212 231V232H211ZM224 231V232H223ZM61 232H64V233H61ZM70 232V233H69ZM148 232L150 233H157L156 237L154 234H149ZM261 232V233H260ZM146 233V234H145ZM229 235H227V234ZM231 233V234H230ZM238 233V234H237ZM240 233V234H239ZM245 236H243V234ZM140 234V235H139ZM143 234V235H142ZM172 234V235H171ZM187 236H186V235ZM234 234V235H233ZM142 235V236H141ZM149 235V236H148ZM152 235V236H150ZM206 236V240H203V237ZM225 235V236H224ZM237 235V236H236ZM239 235V236H238ZM242 235V237H241ZM60 236V240L63 241L64 238H61ZM134 236V238H133ZM137 236V237H136ZM143 237V240L142 238ZM148 236V237H147ZM186 236V237H185ZM233 236L234 237V240H232L233 238L231 237ZM249 236V237H248ZM151 238L150 240L147 239V238ZM160 237V238H159ZM227 237V239H226ZM236 237V238H235ZM136 239V240H133V239ZM228 238H230V240H228ZM232 238V239H231ZM125 239V240H124ZM222 239H226L222 242ZM127 240V242H129V244L127 242H125ZM133 240V241H132ZM141 242H140V241ZM146 240V241H145ZM150 244H149V242ZM185 240V241H184ZM121 241H124V242H121ZM132 241V242H131ZM145 241V243L143 244V242ZM196 241V242H195ZM227 241H231L229 243H227ZM233 241V242H232ZM134 242V243H133ZM138 244H137V243ZM184 242V243H183ZM206 242V243H205ZM219 242V243H218ZM260 240H258V242L256 241V243L254 244V246L252 248H254L252 252H248L245 256V262H248L247 260L249 259V261L251 260V262H248V264H252V259H255L256 257V262H254L253 264H258L260 263L262 260L261 258H264V253H262V251H264V240L263 242L261 241V243H259ZM119 243H121L119 245ZM127 243V246L125 244ZM136 243V245H135ZM152 243V244H151ZM192 243V244H191ZM201 243V244H200ZM218 243V244H217ZM223 243V244H222ZM258 243H259V246H258ZM123 244V245H122ZM140 244H143V245H140ZM147 246H146V245ZM154 244V245H153ZM220 244H222V247ZM225 244V245H224ZM263 244V245H262ZM125 245V246H124ZM134 245V247L132 246ZM145 245V247H144ZM153 245V246H152ZM194 245V246H193ZM229 245V246H228ZM262 245V246H260ZM131 246V247H130ZM150 246V247H149ZM221 246V247H220ZM226 246V247H225ZM258 246V247H257ZM127 247V248H126ZM129 247V248H128ZM141 247V249H140ZM153 247V248H152ZM230 247V248H232ZM132 248V249H131ZM134 248V249H133ZM183 248V250H182ZM211 248V249H210ZM215 248V249H214ZM251 248V249H252ZM257 248V249H256ZM260 251L257 252L259 249ZM262 248V249H261ZM128 249H130V251H128ZM140 249V250H139ZM147 251H146V250ZM133 250V251H132ZM137 250H139V252H137ZM144 250V252H143ZM152 250V251H151ZM193 250V251H192ZM101 251L102 253L106 256V262L107 264H113V259L112 257L110 256V254L103 248H101ZM127 251V252H126ZM136 251V252H135ZM142 251V252H141ZM151 251V252H150ZM256 251V252H255ZM131 252V253H129ZM201 252V253H200ZM254 252V253H253ZM127 254V257H126V254ZM138 253H141V254H144V255H141V254H138ZM149 253V254H148ZM188 253V252H187ZM253 253V254H252ZM259 253V256L258 254ZM133 256H132V255ZM135 254V255H134ZM138 254V255H136ZM262 254V255H261ZM103 255V256H104ZM109 255V256H108ZM148 255V256H147ZM152 255V256H151ZM253 256L252 259L250 258V256ZM254 255H255V258H254ZM261 255V256H260ZM104 256V257H105ZM108 256V257H107ZM131 256V257H130ZM135 256V257H134ZM137 256V258H136ZM142 258H140V257ZM143 256V257H142ZM145 256V258H144ZM146 256H147V259L150 261H146ZM111 257V258H109ZM129 257H130V260H129ZM133 257V258H132ZM139 257V258H138ZM150 257V258H148ZM249 257V258H248ZM259 257V259H258ZM154 258V259H152ZM161 258V259H160ZM247 258V259H246ZM135 259V260H134ZM146 259V260H144ZM140 260V261H139ZM142 260V261H141ZM173 260V261H172ZM228 260V264H238V259L237 258H233L231 260V258L227 259ZM230 260V261H229ZM235 260V261H233ZM254 260V261H255ZM261 260V261H260ZM160 261V262H159ZM165 261V262H164ZM173 263H172V262ZM231 261H233L231 263ZM237 261V262H236ZM260 261V262H259ZM95 262V263H94ZM149 262V263H148ZM227 263V262H226ZM88 264H97V262L95 260H89ZM261 264V263H260Z\"/></svg>",
  "mask_w": 264,
  "mask_h": 264
}]
</instances>
